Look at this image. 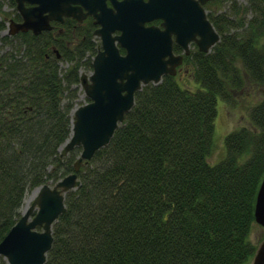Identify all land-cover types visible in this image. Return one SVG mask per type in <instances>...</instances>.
I'll return each instance as SVG.
<instances>
[{
  "label": "trees",
  "instance_id": "16d2710c",
  "mask_svg": "<svg viewBox=\"0 0 264 264\" xmlns=\"http://www.w3.org/2000/svg\"><path fill=\"white\" fill-rule=\"evenodd\" d=\"M228 1V16L213 19L219 40L192 58L200 87L182 86L171 74L144 84L109 142L80 164V184L65 192L43 264L252 259L249 233L264 174V92L249 107V125L225 134L224 155L213 163L208 157L217 98L235 103L249 84L264 86V0ZM248 11L253 16L245 20ZM5 26L0 17V30ZM0 38L11 45L0 52L1 240L27 190L74 168L80 146L63 156L58 148L69 136L80 69L92 68L96 42L67 46L31 32ZM50 43L60 47V58L46 56ZM60 59L70 62L65 70ZM0 264H7L2 255Z\"/></svg>",
  "mask_w": 264,
  "mask_h": 264
},
{
  "label": "water",
  "instance_id": "95a60500",
  "mask_svg": "<svg viewBox=\"0 0 264 264\" xmlns=\"http://www.w3.org/2000/svg\"><path fill=\"white\" fill-rule=\"evenodd\" d=\"M180 1L182 5L189 3L188 0ZM15 2L22 20H11L8 33L37 32L49 26L48 22L35 20L34 16L39 18L42 11L54 7L55 0ZM33 2L38 5L33 7ZM132 2V15L120 25L123 29L121 36L103 37L102 47L92 60V71L80 73V84L89 100L72 108L69 136L58 148L59 155L63 156L75 146H80L74 168L53 184L42 183L33 188L31 204L0 240V255L7 264L44 263L52 246V223L65 209V192L80 184L77 175L80 164L91 159L97 149L109 142L125 113L133 106L137 90L149 82H159L164 74L176 73V65L182 56L172 53L169 28L161 30L157 26L144 25L146 19L159 16L160 0ZM193 2L196 4L194 16L182 29L183 35H177L176 41L186 47L190 37L198 34L195 38L198 49L207 52L219 40L220 34L206 18L203 7ZM73 9L76 7L69 3L64 12L70 14ZM188 31L191 35L187 34ZM116 42L125 48V53H120ZM254 219L264 226V174L256 193ZM251 264H264V240L256 248Z\"/></svg>",
  "mask_w": 264,
  "mask_h": 264
},
{
  "label": "flooded vegetation",
  "instance_id": "af4514ba",
  "mask_svg": "<svg viewBox=\"0 0 264 264\" xmlns=\"http://www.w3.org/2000/svg\"><path fill=\"white\" fill-rule=\"evenodd\" d=\"M13 1L14 5L10 6L11 9L14 10L11 13V16H8L9 22L11 20L21 21L22 16L16 8L15 0ZM55 1V6L53 5L54 7L51 9L42 11L39 18L38 16H34L35 20L41 19L48 22V27L40 28L37 32L26 30L8 33L7 29L9 22H7V26H5L6 28H3L5 30L4 35H17L23 32H31L33 35L40 38L62 41V43L67 46L75 40L92 39L96 42L95 48L97 52L98 49L102 47L101 40L103 37L106 38L110 35L111 37L118 38L121 36L123 29L120 25L121 23L127 22L128 17L131 16L133 12V0ZM147 1L148 0H143V2ZM188 1L189 3L182 5L180 0H160V7L158 10L159 16H154L144 21L145 26L153 25L159 27L161 30L169 28L172 40V53L182 56L181 62L176 65V73L174 74L175 77L181 68H185L186 70L188 66L191 67L193 64L192 58L199 50L198 44L195 40V38L198 37V34L190 37L186 47H183L176 41L177 35H183L182 29L185 28V24L188 21H191L194 16V5L196 4L193 1L203 7L206 18L212 24L213 19L219 14L222 13V15L225 14L228 16V0H204V2L201 0ZM69 3L70 5L76 7V9H73V12L70 14H66L64 11L67 10ZM26 5H29V3H26ZM37 5V2H33V7ZM213 26L219 33L214 24ZM187 34L191 35V32L188 31ZM116 43L120 53H125V48L120 46L118 42ZM96 52L92 55V60ZM52 53H54L57 58L61 57L60 47L56 44L50 43L49 46L46 47V56H49Z\"/></svg>",
  "mask_w": 264,
  "mask_h": 264
},
{
  "label": "rangeland",
  "instance_id": "374dc122",
  "mask_svg": "<svg viewBox=\"0 0 264 264\" xmlns=\"http://www.w3.org/2000/svg\"><path fill=\"white\" fill-rule=\"evenodd\" d=\"M2 3V13L0 17L3 18L7 26V22H9L8 16H11V13L14 9H11L8 0H0ZM239 5L247 4L248 0H236ZM229 4V2H228ZM229 12V11H228ZM253 13L248 11L244 17L247 20L248 18L252 17ZM238 17V16H237ZM6 28V27H5ZM4 29L0 30V36L4 35ZM13 40V39H12ZM11 49V45L9 43H2L0 38V52L7 51ZM59 68L61 70H65L69 65L70 62H67L63 59L58 61ZM194 69V65L192 64L191 67L181 68L177 76L175 77L180 85L187 86L190 89H195L200 87V83L194 80L192 71ZM81 72L89 73L91 69H80ZM264 92V86H257L255 84H249L243 94L236 93L233 97L235 99V103L225 102L221 97L217 98V114L214 121V132H213V149L210 153L208 160L209 162L213 163L218 161L225 153V145H224V136L229 131L237 128L241 125H249L248 119V110L252 103L258 100L262 93ZM88 101L87 96L84 93L82 85L78 84V91L76 97L75 106L82 104ZM74 106V107H75ZM73 107V108H74ZM34 188V187H33ZM33 188L27 190L23 196L22 204L20 211L23 212L26 210L33 200L32 191ZM31 194V197H29ZM38 229L40 227L37 226ZM249 239L253 244H255L256 248L261 244L264 240V226L260 225L257 222L251 227L249 233ZM252 259H250L246 264H251Z\"/></svg>",
  "mask_w": 264,
  "mask_h": 264
},
{
  "label": "bare ground",
  "instance_id": "6f19581e",
  "mask_svg": "<svg viewBox=\"0 0 264 264\" xmlns=\"http://www.w3.org/2000/svg\"><path fill=\"white\" fill-rule=\"evenodd\" d=\"M122 50V49H121ZM88 99V98H87ZM31 194H33V193H31ZM31 194H30V196L29 197H31Z\"/></svg>",
  "mask_w": 264,
  "mask_h": 264
}]
</instances>
